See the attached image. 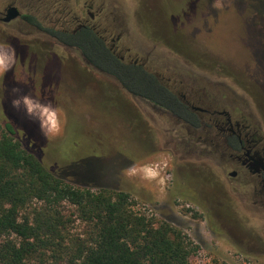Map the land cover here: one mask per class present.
Segmentation results:
<instances>
[{
  "label": "rangeland",
  "instance_id": "374dc122",
  "mask_svg": "<svg viewBox=\"0 0 264 264\" xmlns=\"http://www.w3.org/2000/svg\"><path fill=\"white\" fill-rule=\"evenodd\" d=\"M66 1L71 16L87 19L82 5L92 0ZM94 4L103 5L111 33H123L120 46L129 48L133 59L146 60L160 77L212 84L220 98L235 100L231 106L255 120L264 141V0ZM71 41L93 38L85 34ZM7 50L0 38V124H10L16 140L48 171L93 191L128 194L135 213L188 237L196 247L190 264H264V199L250 181L239 185L228 176L226 151L211 154L212 147L189 143L174 118L145 110L122 86L89 90L83 83L98 77L80 73L76 54L73 73L41 63L39 72L27 61L24 69L14 67ZM105 67L116 70L130 89L157 94L145 71L115 69L106 61ZM66 209L69 216L73 208ZM73 219L69 233L82 237L84 225Z\"/></svg>",
  "mask_w": 264,
  "mask_h": 264
},
{
  "label": "trees",
  "instance_id": "16d2710c",
  "mask_svg": "<svg viewBox=\"0 0 264 264\" xmlns=\"http://www.w3.org/2000/svg\"><path fill=\"white\" fill-rule=\"evenodd\" d=\"M92 189L52 174L0 124V264H190L196 247L180 229L135 213L124 192Z\"/></svg>",
  "mask_w": 264,
  "mask_h": 264
},
{
  "label": "flooded vegetation",
  "instance_id": "af4514ba",
  "mask_svg": "<svg viewBox=\"0 0 264 264\" xmlns=\"http://www.w3.org/2000/svg\"><path fill=\"white\" fill-rule=\"evenodd\" d=\"M95 1L83 3L82 12L87 19L79 20L71 16L66 0H0V38L8 48L14 67L22 64L24 69L27 61L36 67L41 63L45 69L49 65L52 71L62 66L73 73L76 54L82 63L80 73L88 78L89 73H96L98 77L99 81L92 80L93 84L89 81L83 83L89 90L92 85L117 89L122 86L130 99L145 105V110L170 115L177 126L185 130L189 143L212 147L211 154L218 149L226 151L224 156L232 167L228 176L239 185L250 181L264 199V141L253 125L255 120L240 107L233 108L231 105H235V100L220 98L212 84H203L197 79L186 84L179 77H160L152 72L146 60L133 59L130 49L120 46L123 33H111L102 16L103 5L95 7ZM11 9L17 11V17L5 21ZM85 32L93 41H71ZM81 49L88 59L83 57ZM105 61L115 69L128 67L145 71L149 75L148 86L157 94L149 95L122 84L116 70L106 69ZM37 68L40 72V67ZM105 77L110 80L108 86L101 81ZM179 88L181 92L177 90ZM253 102L257 104L256 100Z\"/></svg>",
  "mask_w": 264,
  "mask_h": 264
},
{
  "label": "water",
  "instance_id": "95a60500",
  "mask_svg": "<svg viewBox=\"0 0 264 264\" xmlns=\"http://www.w3.org/2000/svg\"><path fill=\"white\" fill-rule=\"evenodd\" d=\"M15 17H17V11L15 9H11V11H9L8 17L5 19V21L12 20Z\"/></svg>",
  "mask_w": 264,
  "mask_h": 264
}]
</instances>
